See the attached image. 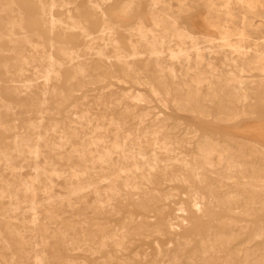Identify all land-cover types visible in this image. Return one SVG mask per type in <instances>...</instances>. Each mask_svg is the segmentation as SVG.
I'll use <instances>...</instances> for the list:
<instances>
[{
	"label": "rangeland",
	"instance_id": "1",
	"mask_svg": "<svg viewBox=\"0 0 264 264\" xmlns=\"http://www.w3.org/2000/svg\"><path fill=\"white\" fill-rule=\"evenodd\" d=\"M0 264H264V0H0Z\"/></svg>",
	"mask_w": 264,
	"mask_h": 264
}]
</instances>
